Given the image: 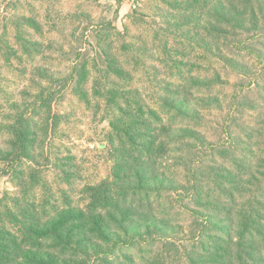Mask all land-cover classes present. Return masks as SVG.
<instances>
[{
  "label": "trees",
  "instance_id": "16d2710c",
  "mask_svg": "<svg viewBox=\"0 0 264 264\" xmlns=\"http://www.w3.org/2000/svg\"><path fill=\"white\" fill-rule=\"evenodd\" d=\"M168 5L178 13L177 29L192 26L180 31L179 38L188 42L182 45L221 52V41L232 54L255 59L251 72L233 55H220L248 80L227 103L226 135L215 144L201 130L203 108L220 106L211 94L221 84L219 74L180 75V82L165 83L156 109L136 89L118 88L115 79L129 83L131 75L110 52L99 53L109 78L97 94L111 111L106 136L111 173L82 189V207L66 192L55 200L34 171L20 166L37 164L40 111L46 114L43 134L56 132L60 118L51 113L59 88L89 104L87 62L75 64L70 79L37 68L45 85L40 84L30 116L4 125L9 137L0 162L19 169L13 175L16 195L0 198V264H264V149L257 140L264 139V0ZM21 45L28 56L42 52L38 42ZM166 55L180 70L189 65ZM249 112L256 117L252 125L245 121ZM58 170L63 184L73 188L77 174ZM174 170L180 179L170 174ZM37 186L45 188L42 200L32 194ZM183 217L189 219L186 227Z\"/></svg>",
  "mask_w": 264,
  "mask_h": 264
},
{
  "label": "rangeland",
  "instance_id": "374dc122",
  "mask_svg": "<svg viewBox=\"0 0 264 264\" xmlns=\"http://www.w3.org/2000/svg\"><path fill=\"white\" fill-rule=\"evenodd\" d=\"M168 1L173 0H0V148L7 147L9 137L4 125L17 116H30V107L41 91L40 84L45 85L35 74L37 68L47 70L55 79H70L74 65L87 62L84 89L89 104L59 88L61 95L52 105L51 113L60 118L58 128L45 136L41 129L46 114L40 111L36 116L37 164L25 162L20 166L34 171L53 199L66 192L75 205L82 207L85 204L82 189L99 184L111 173L106 141L111 111L97 94L108 85L109 78L99 53L110 52L131 75L129 83L115 79L118 88L136 89L145 103L156 109L160 87L165 83L180 82V75L214 78L219 74L221 84L211 94L219 99L220 106L203 108L201 130L215 144L226 135L227 103L240 89L239 84L248 80L244 72L233 70L220 55H233L251 72H256L255 59L245 52L232 54L221 41L217 43L221 52L215 48L203 50L194 43L189 47L182 45L188 42L179 38L180 31L191 30L192 26L181 25L177 29L173 23L177 22L174 17L178 13L170 10ZM29 21H35L39 28ZM171 29L176 33L172 34ZM28 40L40 43L42 52L28 56L21 45ZM262 41L256 42L259 47ZM166 54L189 65L180 70L177 65H182L171 63ZM245 121L255 123V114L249 112ZM257 140L264 149V139ZM59 167L77 174L73 188L63 184ZM18 169V164L12 168L0 162V198L5 193L9 197L16 195L13 175ZM170 174L181 178L179 171ZM32 194L42 200L45 188L37 186ZM182 223L188 226L189 219L183 217Z\"/></svg>",
  "mask_w": 264,
  "mask_h": 264
}]
</instances>
